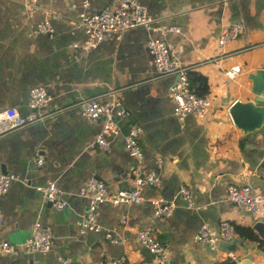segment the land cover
<instances>
[{"label":"crops","instance_id":"1","mask_svg":"<svg viewBox=\"0 0 264 264\" xmlns=\"http://www.w3.org/2000/svg\"><path fill=\"white\" fill-rule=\"evenodd\" d=\"M84 1L37 0L31 6L25 0H0V110L15 107L29 114L33 86H43L52 98L43 122L0 138V172L3 167L4 174L17 177L1 199L0 238L19 248L12 256L0 254V264H56L59 258H70L72 264H111L119 258L126 264H153L154 255L137 239V231L147 226L167 247L171 264L229 263L228 251L236 256L234 264L246 259L264 264V250L255 240L236 234L215 252L193 239L202 225L214 229L222 219L251 228L262 219L237 209L227 188L247 184L264 194V104L248 132L228 113L233 102L254 98L249 75L264 68V0H136L160 24L180 29L164 38L172 56L207 78L211 105L203 121L191 114L179 120L173 114L174 80L157 77L145 28L82 47L84 30L73 28L71 21L84 10L97 12L111 2L87 0L84 6ZM236 22L242 23L243 33L218 44L224 28ZM43 23L52 27V34L37 30ZM234 65L239 73L228 80L224 70ZM113 90L131 118L120 122L107 148H100L95 140L102 121L88 120L79 104L93 96L109 100ZM131 121L142 129V163L125 148ZM38 156L44 159L42 167L34 163ZM138 166L157 173L160 187L145 186L140 203L98 206L99 223L116 242L104 233L80 234L77 222L87 200L78 192L84 182L96 178L107 191L129 188ZM48 181L62 190L67 201L63 209L45 203L37 191ZM182 187L190 203L180 193ZM158 197L173 203L170 216L154 215ZM36 220L53 230L47 253L30 252L23 245Z\"/></svg>","mask_w":264,"mask_h":264},{"label":"built area","instance_id":"2","mask_svg":"<svg viewBox=\"0 0 264 264\" xmlns=\"http://www.w3.org/2000/svg\"><path fill=\"white\" fill-rule=\"evenodd\" d=\"M31 6L37 0H25ZM88 1H84V6ZM75 29H83L86 35L82 47L89 49L97 46L113 36L133 28H145L150 32L146 43V48L151 55L156 69L157 77L172 76L173 83L170 87V99L173 105V114L183 120L191 114L198 120H205L209 112L211 99L208 94L198 95L190 86L187 72L191 67L182 65L172 56V47L164 38L167 32L179 33L180 29L173 26L160 24V18L153 16L136 0H111L104 9L89 13L82 11L76 20L71 21ZM243 25L240 22L227 25L220 34L218 44L225 45L230 40L236 39L243 33ZM37 30L52 34L53 29L47 23L39 24ZM75 46L77 44H74ZM239 66L234 65L224 70L225 78L230 80L239 73ZM27 108L30 113L23 115L15 107H7L0 110V138L24 127L43 122L50 114L51 96L43 86H33L29 89ZM109 100H102L100 96H93L81 100L79 106L82 114L90 121H102L101 133L97 136L95 143L100 148H107L108 138L118 133L121 129L120 122L131 118V112L122 103V100L113 90ZM141 127L131 121L127 126L125 134V148L128 153L134 156L139 163L143 162L144 154L140 147ZM37 167H42L44 159L38 156L33 159ZM158 161L161 159L158 157ZM141 167H137L136 175L132 186L116 191H107L106 184L96 178H90L84 182L78 194L87 200L85 211L79 216L77 225L80 234H100L104 233L107 239L112 242L116 240L110 232H105L99 223L98 206L104 202L111 204L120 203H140L144 200L142 189L145 186L154 188L160 187V178L155 172H142ZM17 179L14 174H4L0 172V230L3 222V211L1 199L10 188L11 182ZM42 200L50 204L53 208L60 210L67 205L62 190L53 181H48L44 185L36 187ZM180 193L187 203L191 202V197L185 187L180 189ZM227 198L237 209L252 213L256 218H262L264 222V194L251 185L230 184L227 188ZM154 215L156 217H168L174 210L173 203L158 197L154 201ZM124 221V217L122 218ZM236 237L234 225L227 219H222L217 228L202 225L194 234L193 239L217 252L221 244L231 242ZM139 243L149 250L153 255V264H171L167 247L158 239L153 228L150 226L137 231ZM53 243V230L49 225L35 221L29 238L23 243L30 252L47 253L51 250ZM19 251L16 244L2 240L0 238V254L15 255ZM236 256L232 251L227 252L229 263H235ZM56 264H72L70 258H59ZM111 264H126L124 258H119ZM219 264H227L225 261Z\"/></svg>","mask_w":264,"mask_h":264},{"label":"water","instance_id":"3","mask_svg":"<svg viewBox=\"0 0 264 264\" xmlns=\"http://www.w3.org/2000/svg\"><path fill=\"white\" fill-rule=\"evenodd\" d=\"M249 79L252 83L251 92L254 95V98L247 102L235 101L228 108V113L233 123L245 132L254 129L252 127L250 128L249 125L256 121V116L263 110L260 105L264 104V68L258 69L250 74ZM1 172L5 173V168L2 167ZM252 229L256 232L259 238L264 241V222L257 220L252 226ZM244 262L246 264L250 263L248 259ZM244 262L242 264H244Z\"/></svg>","mask_w":264,"mask_h":264},{"label":"trees","instance_id":"4","mask_svg":"<svg viewBox=\"0 0 264 264\" xmlns=\"http://www.w3.org/2000/svg\"><path fill=\"white\" fill-rule=\"evenodd\" d=\"M187 75L190 82V86L195 93L201 96L208 93V83H207V78L205 76L192 69L188 70ZM234 228L236 234L239 237L248 240L257 241L259 243V246L262 247V249L264 250V241L259 238V236L254 232V230L251 227L234 225ZM227 264H233V263H227Z\"/></svg>","mask_w":264,"mask_h":264}]
</instances>
